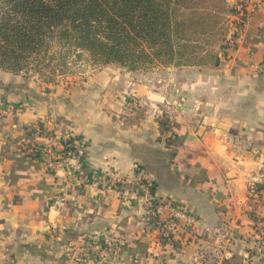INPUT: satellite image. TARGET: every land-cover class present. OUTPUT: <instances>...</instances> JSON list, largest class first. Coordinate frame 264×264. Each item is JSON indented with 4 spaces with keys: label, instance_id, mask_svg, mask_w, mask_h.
Wrapping results in <instances>:
<instances>
[{
    "label": "crops",
    "instance_id": "crops-1",
    "mask_svg": "<svg viewBox=\"0 0 264 264\" xmlns=\"http://www.w3.org/2000/svg\"><path fill=\"white\" fill-rule=\"evenodd\" d=\"M224 1L220 19L227 31L212 62L168 66L173 85L158 80L143 99L152 110L167 109L165 116L128 121L104 110L96 97L112 88L105 80L111 69L97 75V91L80 100L76 89L65 98L57 91L46 95L0 71V264H79L75 249L93 237L119 242L97 264H209L201 257L214 250L222 260L264 264V193L247 197L249 179L264 175V4L245 22L246 2ZM160 121L171 130L161 133ZM38 129L56 136L70 131L83 140L77 179L34 157L30 148L47 143L34 136ZM164 136L175 140L169 150L161 146ZM136 166L152 180L157 198L179 201L199 219L198 229L180 235L176 250L156 246L159 231L143 223V206L130 186L116 192L95 185L107 173L126 175Z\"/></svg>",
    "mask_w": 264,
    "mask_h": 264
},
{
    "label": "trees",
    "instance_id": "trees-1",
    "mask_svg": "<svg viewBox=\"0 0 264 264\" xmlns=\"http://www.w3.org/2000/svg\"><path fill=\"white\" fill-rule=\"evenodd\" d=\"M200 2L0 0V70L16 74L36 63L39 71L63 73L69 56L82 54L94 67L116 65L130 71L201 64L191 59L203 50L188 39L186 22L194 17L210 21L212 26L200 34L203 38L218 20L206 12L208 8L202 10L207 14H197ZM159 128L161 133L171 130L162 122ZM18 150L28 149L19 145ZM258 189L264 190V183ZM183 232H159L155 244L161 251L176 250Z\"/></svg>",
    "mask_w": 264,
    "mask_h": 264
},
{
    "label": "rangeland",
    "instance_id": "rangeland-1",
    "mask_svg": "<svg viewBox=\"0 0 264 264\" xmlns=\"http://www.w3.org/2000/svg\"><path fill=\"white\" fill-rule=\"evenodd\" d=\"M198 5L199 6L197 9L208 8V11L206 12H210L211 15L215 16L218 20V23L212 28V33L202 38L200 35L202 31H204L205 28L208 29L207 27L212 26V24L210 25V21L208 24L206 20L203 19L202 21L201 19H199V17H194L186 22L188 24V39L195 42L193 46L200 47L201 50L205 51V53L202 51L203 54H201L202 52L195 54L196 57H194L193 55L191 59L198 62L202 61L205 64H210L212 62L214 52H216L217 48L219 47V43H221L227 31L225 22H223V20L220 19L221 16L218 15L219 11L223 12L222 9L226 4H223L222 0H202V2H200ZM206 12L199 10L197 14H207ZM222 47H226V45L223 44ZM55 49L56 48H54V50ZM221 51L223 52V50ZM67 61V69L64 70L63 73L59 72V69L54 74H50L45 70L39 71L38 67H36V63H33L26 69L17 72L14 75L18 76L20 81H25L27 83L36 85V88L44 91L43 93H46V95L55 93L57 91L63 93V97L65 98L67 97V95L70 96L69 92H72L76 89V95H78L77 100H80L83 99L84 96H86L85 98H87L90 92L97 91V89L93 88V83L96 76H102L105 69H111L112 72L109 73L108 77H105V80H109L108 84L111 85L112 88L107 87V92L103 90L100 96L96 97V100L101 101V104L105 105V107H103L104 110H106L108 113H112V116L114 118H125L129 119L128 121L144 119L148 115L157 114L159 116H165L167 114V109L164 108L163 110L162 107L160 109V112H158L157 109L152 110L151 107L149 108L147 105L143 104V99H147V95L153 93V86L159 83L158 80L160 81L161 85H167L168 83L169 86L171 84L173 85L174 82H169V79L167 78L168 75L166 73L167 68L170 69L172 68L171 66H169L170 68L159 66L147 70L136 71H130L127 68H121L116 65H109L107 67L98 68L92 66L89 62H87L86 55L83 54L79 58L70 55ZM53 65H56L55 62L53 63ZM163 68H165V70H163ZM101 82L104 83V81ZM179 82H181V79H178L176 81L177 84ZM172 89H175V87ZM149 110L153 112L149 114ZM163 132L167 133L164 130ZM74 138L81 139L76 136H74ZM81 141L84 151L85 145L82 139ZM174 142L175 140L172 139V137L168 138L164 136V138L161 137L160 139V143L162 144L161 146L163 147V149L167 150L172 148L171 146ZM82 154L80 155V157L82 156ZM170 155L174 158H177V155L173 150H171ZM79 165L80 167H82L83 163H80ZM133 168V171L130 174L126 175L118 174L117 176V173H107V175L103 178L101 177L97 179L95 181V185H98L102 188H106L110 185L112 188L121 189L125 188L126 186H130L134 192L136 191L138 197L139 194L137 193V186L140 183L138 182V177L143 180L145 174L143 172V169L139 166ZM115 179H118L121 183H115ZM113 182L114 184H112ZM142 211L144 210L142 209ZM210 236L211 235L207 236L209 242ZM210 243L212 245V241ZM208 249L211 250V248ZM201 259H205L209 264H216L217 262H220L221 264H241L242 262V258L239 256L227 257V259L222 260L218 250L204 253Z\"/></svg>",
    "mask_w": 264,
    "mask_h": 264
},
{
    "label": "built area",
    "instance_id": "built-area-1",
    "mask_svg": "<svg viewBox=\"0 0 264 264\" xmlns=\"http://www.w3.org/2000/svg\"><path fill=\"white\" fill-rule=\"evenodd\" d=\"M246 2L242 11L243 21L246 22L249 15L259 10L264 4V0H244ZM236 30L239 27L236 26ZM235 35V26H234ZM34 136L43 137L47 143L43 147H31L30 151L34 155H39L38 160L48 170H55L57 167L64 169L65 177L77 179V172L80 163L75 162L80 157L83 151L81 139L74 138L70 131H65L59 136H56L53 131L42 133L39 129L34 132ZM73 161L74 163H71ZM116 180V181H115ZM115 183H121L115 179ZM138 177L139 185L137 193L139 194V203L143 206L144 216L142 221L144 224H150L151 227L157 229L160 233L173 231H187L190 229H198L200 227L199 219L191 213V211L181 202L172 198L159 199L154 193V184L152 180L143 177V180ZM259 181V182H258ZM114 182L112 184H114ZM264 183V175L259 179H249L247 185V197L254 199L264 190H259L258 185ZM120 192L121 188H112ZM136 193V191H135ZM166 214V215H165ZM204 232H209L208 228L203 227ZM56 228L51 227L48 234L50 239H54ZM264 246V240L262 239ZM119 242L111 238H89L84 245L75 249L78 254L79 264H97L106 259L109 254L113 253Z\"/></svg>",
    "mask_w": 264,
    "mask_h": 264
}]
</instances>
